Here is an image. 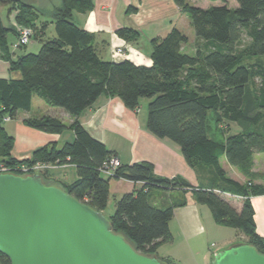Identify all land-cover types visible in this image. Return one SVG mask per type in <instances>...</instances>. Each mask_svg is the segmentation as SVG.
<instances>
[{
    "label": "trees",
    "instance_id": "1",
    "mask_svg": "<svg viewBox=\"0 0 264 264\" xmlns=\"http://www.w3.org/2000/svg\"><path fill=\"white\" fill-rule=\"evenodd\" d=\"M221 1L222 5L202 8L188 0H175L190 16L202 41L194 53H187L183 44L188 37L174 27L164 37L152 39V66L127 59L105 60L100 55L95 35L73 20L74 10L91 9L93 0H62L50 21L28 0H18L6 10L7 19L13 15L15 26L5 23L0 8L1 57L9 63L11 73L19 74L0 77V135L5 145L0 164L73 163L79 177L64 187L47 180L49 169L40 173L47 183L59 185L104 212L111 179L143 182L142 189L116 197L115 212L109 216L113 230L143 254L158 255V247L172 239L174 209L186 203L156 206L148 196L151 189L191 191L198 203L210 208L216 223L241 230L247 242L264 254V237L257 232L252 202L253 196L264 194V186L254 182L260 174L253 170V155L264 153V0H236V7H230L228 0ZM50 23L55 26L54 37H47ZM17 26L32 29V39L41 42L38 52H12L8 33L18 37ZM118 34L127 41L140 37L138 30L127 27L120 28ZM104 93L119 96L132 110L139 108L142 98L150 99V132L180 145L191 167H211L213 182L208 187H195L183 178L161 177L147 162L121 164L107 175L101 168L114 156L112 151L78 120L71 125L75 131L72 142L61 147L49 143L26 160L11 156L13 138L5 131L4 119L15 117L19 110H30L33 95L78 116ZM29 123L52 133L67 127L52 116ZM231 123L238 124L240 130L231 132ZM222 157L249 176V181L241 183L228 176ZM224 193L243 198L240 211ZM0 262L9 264V259L0 253Z\"/></svg>",
    "mask_w": 264,
    "mask_h": 264
},
{
    "label": "crops",
    "instance_id": "2",
    "mask_svg": "<svg viewBox=\"0 0 264 264\" xmlns=\"http://www.w3.org/2000/svg\"><path fill=\"white\" fill-rule=\"evenodd\" d=\"M28 1L43 13L45 19V12L39 7H44L42 0ZM202 1L204 4L199 5L188 0L190 4L202 8L224 3L221 0ZM230 2L233 5H230ZM61 3L62 0H44L46 6H54V11ZM228 3L230 7L237 6L236 0H228ZM10 19L9 25L15 26L13 15L10 16ZM73 20L95 35V46L105 60L121 61L127 59L136 65L152 66V39L164 37L174 27L188 37V41L183 44L185 52L194 53L202 41L196 32L190 28L193 27L190 16L176 4L175 0H93L91 9H75ZM124 27L138 30L140 32L139 39L127 41L119 36L118 30ZM16 39V44L10 48L12 52L15 55L26 52L22 50L23 47L18 45L17 36ZM116 47H121L123 50L120 56L114 55ZM18 51L19 53H17ZM1 54L0 46V77H17L19 74L11 73L9 63L1 57ZM147 102L144 103L142 98L139 108L132 110L124 104L119 96H110L104 93L78 116H73L62 107L53 110L54 108H50L53 106L44 99L39 98L38 95H33L30 110H19L15 117L4 120L5 131L7 135L13 138L11 156L18 161L26 160L33 158L35 151L49 143H56L58 147H61L66 142H72L75 139V131L71 125L78 120L93 137L102 141L112 151L113 155L121 160L122 164L147 162L153 166L154 172L158 176L179 177L187 180L195 187H208L214 180L211 167L199 169L191 167L180 145L168 138H159L150 132L147 125L150 99ZM44 116L61 119L66 124V129L61 133H52L40 130L29 123L33 119H40ZM231 127V132L240 130L236 123H231ZM3 141V136L0 135V160L5 157ZM253 161V170L260 174V178L256 177L254 182L264 186V179L261 177L264 174V153H255ZM221 165L231 178L241 183L249 181L237 166H233L227 161L226 157L221 158ZM48 173L49 178L47 180L49 182H56L63 187L64 184H71L79 177L77 166L73 163L54 165L49 168ZM143 187V182L113 178L110 180V198L112 195L118 198L124 193L137 191ZM226 194L231 198V200H226L240 211L243 198ZM148 196L150 201L159 207L181 204L185 200L184 205L175 207L170 227L172 230L171 224L175 220L179 221L185 229L192 226L191 237L197 234V228L194 229V227L202 222L203 214L207 219L211 215L210 208L205 204L198 203L191 191L151 189ZM252 202L255 208L257 232L264 237V194L253 196ZM242 235L245 236V234Z\"/></svg>",
    "mask_w": 264,
    "mask_h": 264
},
{
    "label": "water",
    "instance_id": "3",
    "mask_svg": "<svg viewBox=\"0 0 264 264\" xmlns=\"http://www.w3.org/2000/svg\"><path fill=\"white\" fill-rule=\"evenodd\" d=\"M0 253L9 264H166L115 232L104 211L47 183L40 172L0 173ZM211 264H264V254L242 241L217 252Z\"/></svg>",
    "mask_w": 264,
    "mask_h": 264
},
{
    "label": "rangeland",
    "instance_id": "4",
    "mask_svg": "<svg viewBox=\"0 0 264 264\" xmlns=\"http://www.w3.org/2000/svg\"><path fill=\"white\" fill-rule=\"evenodd\" d=\"M192 1H193L192 3H198L199 5H202V3L204 4L202 0H192ZM41 2L42 5H44V7L43 6H39V7L45 12L44 13L46 17L45 19H48L49 21L52 20L53 19L52 13L54 11V6L53 5L46 6L44 4V0H42ZM230 5H233V3L230 2ZM0 8L2 10L5 23L7 25L10 24L11 19L10 17L7 19L6 16L7 5H0ZM190 28H192L193 32H195L194 27H190ZM55 35H56L55 26L53 23H50L47 29V37H54ZM8 41L10 47L12 46L13 48L17 42L16 35L14 34V32L9 31ZM246 41L247 39L245 38L244 42ZM23 48L22 50L26 52L36 53L41 48V42L36 39H32L28 43L27 47L26 48L23 47ZM17 53H19V51ZM147 100L148 98H143L144 103H148ZM50 108H54L53 110H57L61 107L53 106ZM246 177L249 178V176ZM261 177L264 179V174L261 175ZM223 196L227 200H231V198H229L230 196H228L226 193H224ZM115 203H116L115 197L112 195L108 207L105 210V214L107 217L114 214ZM209 212H211L210 209ZM210 214L211 215L209 219H207L205 214H203L204 217L202 219V222L194 227V229L197 228L198 232H196L197 234H195L192 237L190 236V231L192 226L185 229L180 225L179 221L175 220L171 224L172 239L162 243L158 247L157 252L160 258H162V260L166 262L169 261L170 264H211L213 261V257L217 252L231 246L232 244L242 242L247 239L246 236L242 235L244 233L241 230L233 227L223 226L216 223L212 212Z\"/></svg>",
    "mask_w": 264,
    "mask_h": 264
},
{
    "label": "built area",
    "instance_id": "5",
    "mask_svg": "<svg viewBox=\"0 0 264 264\" xmlns=\"http://www.w3.org/2000/svg\"><path fill=\"white\" fill-rule=\"evenodd\" d=\"M19 35H18V44H28L32 40V29L30 27L25 26H17ZM123 50L121 47H116L114 50L115 56H120L122 54ZM10 116L5 117L4 120H9ZM121 160L116 157L112 156L107 161L104 162L101 170L105 172L107 175H112L116 168L121 166ZM53 164H48L46 162H35L33 164H27V163H19L16 165H5L0 164V173L9 172V173H15L19 175H29L36 172H41L45 169L52 168Z\"/></svg>",
    "mask_w": 264,
    "mask_h": 264
}]
</instances>
